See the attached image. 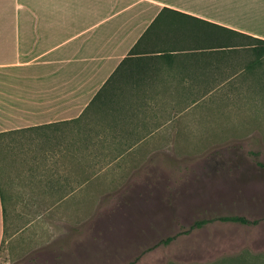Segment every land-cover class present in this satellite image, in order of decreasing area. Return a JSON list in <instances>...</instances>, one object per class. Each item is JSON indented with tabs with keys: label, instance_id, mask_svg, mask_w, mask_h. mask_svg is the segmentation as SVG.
Wrapping results in <instances>:
<instances>
[{
	"label": "crops",
	"instance_id": "obj_1",
	"mask_svg": "<svg viewBox=\"0 0 264 264\" xmlns=\"http://www.w3.org/2000/svg\"><path fill=\"white\" fill-rule=\"evenodd\" d=\"M216 26L264 39V0H0V139L31 130L47 150L29 172L44 200L14 199L0 170V237L4 211L81 210L130 179L123 166L167 127L163 101L228 83V61L195 48Z\"/></svg>",
	"mask_w": 264,
	"mask_h": 264
},
{
	"label": "rangeland",
	"instance_id": "obj_2",
	"mask_svg": "<svg viewBox=\"0 0 264 264\" xmlns=\"http://www.w3.org/2000/svg\"><path fill=\"white\" fill-rule=\"evenodd\" d=\"M247 61H233L228 83L212 85L191 107L163 101L167 127L145 156L143 149L123 166L130 179L104 181L108 189L86 197L83 209L7 211L0 264H264V82L259 68L241 71ZM39 150L46 149L31 130L0 139V170L14 199L44 200L47 183L29 178ZM17 170L26 178L12 180Z\"/></svg>",
	"mask_w": 264,
	"mask_h": 264
},
{
	"label": "trees",
	"instance_id": "obj_3",
	"mask_svg": "<svg viewBox=\"0 0 264 264\" xmlns=\"http://www.w3.org/2000/svg\"><path fill=\"white\" fill-rule=\"evenodd\" d=\"M216 27L217 29L214 31L211 30L210 33L208 31H205L203 33L204 40H209V42L202 39L200 41V44L195 46V48L198 49L210 48L209 53H201L202 58L216 62L228 61V66L234 67L233 61L237 60L239 57H241L242 59L247 57L248 61L246 63H243L244 68L241 69V71L247 70L251 73H255L259 68L260 71L258 74H261L260 76L262 78L258 76V80L262 79L264 82V39L244 35L224 27ZM183 47L185 48V50L188 47L191 48V46H188L186 42H184ZM193 55L196 56L197 53ZM237 74V72L233 73L231 76H229V79L233 78ZM185 102L187 104H190L188 107H191L197 104L198 100H185ZM6 213L7 211H4L5 223ZM219 219L222 221L239 222L242 224H253L257 222H252L246 217L242 216H224L220 217ZM207 222L208 220L198 221L196 223V226H202ZM172 238L173 237H169L164 242L167 243L172 240Z\"/></svg>",
	"mask_w": 264,
	"mask_h": 264
}]
</instances>
